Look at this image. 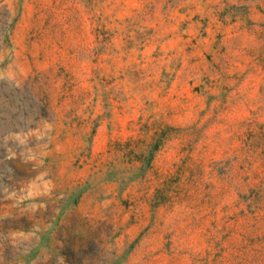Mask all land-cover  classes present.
<instances>
[{"label":"rangeland","instance_id":"rangeland-1","mask_svg":"<svg viewBox=\"0 0 264 264\" xmlns=\"http://www.w3.org/2000/svg\"><path fill=\"white\" fill-rule=\"evenodd\" d=\"M0 264H264V0H0Z\"/></svg>","mask_w":264,"mask_h":264}]
</instances>
